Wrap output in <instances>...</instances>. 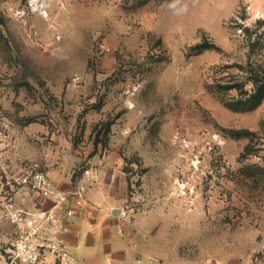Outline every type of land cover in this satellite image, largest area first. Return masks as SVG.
I'll list each match as a JSON object with an SVG mask.
<instances>
[{"label":"rangeland","instance_id":"1","mask_svg":"<svg viewBox=\"0 0 264 264\" xmlns=\"http://www.w3.org/2000/svg\"><path fill=\"white\" fill-rule=\"evenodd\" d=\"M18 158L115 193L138 262L264 264V0H0Z\"/></svg>","mask_w":264,"mask_h":264},{"label":"built area","instance_id":"2","mask_svg":"<svg viewBox=\"0 0 264 264\" xmlns=\"http://www.w3.org/2000/svg\"><path fill=\"white\" fill-rule=\"evenodd\" d=\"M15 162L0 171V264H75L63 235L87 185L61 189L39 162Z\"/></svg>","mask_w":264,"mask_h":264},{"label":"crops","instance_id":"3","mask_svg":"<svg viewBox=\"0 0 264 264\" xmlns=\"http://www.w3.org/2000/svg\"><path fill=\"white\" fill-rule=\"evenodd\" d=\"M87 193L86 190L84 204L69 219L63 235L75 262L143 264V259L137 261L139 250L136 242L129 237L127 230L119 226L120 217L117 214L121 209V200L113 201L115 193L107 192L108 196L105 194L104 199L94 205L88 201Z\"/></svg>","mask_w":264,"mask_h":264}]
</instances>
